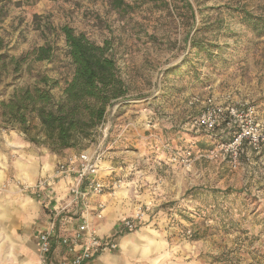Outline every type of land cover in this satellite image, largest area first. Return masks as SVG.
Listing matches in <instances>:
<instances>
[{"label": "rangeland", "instance_id": "1", "mask_svg": "<svg viewBox=\"0 0 264 264\" xmlns=\"http://www.w3.org/2000/svg\"><path fill=\"white\" fill-rule=\"evenodd\" d=\"M241 11L264 20V0H0V103L40 75L59 82L52 93L62 99L74 71L62 27L109 43L129 94L107 115L108 137L99 129L84 150L105 151L101 173L113 190L101 198H122L126 218L141 210L155 264H264V142L235 143L242 129L264 137V31ZM41 47L52 49L50 62L35 60ZM209 99L238 116L197 125ZM36 132L25 140L55 159L54 172L66 153L83 151L54 154L31 141ZM32 185L9 176L0 205L38 203ZM6 230L0 220V264H22L29 239L17 244Z\"/></svg>", "mask_w": 264, "mask_h": 264}, {"label": "trees", "instance_id": "2", "mask_svg": "<svg viewBox=\"0 0 264 264\" xmlns=\"http://www.w3.org/2000/svg\"><path fill=\"white\" fill-rule=\"evenodd\" d=\"M240 13L244 23L264 31L263 19L245 11ZM61 32L74 67L71 78L65 82L62 99L56 101L52 93L59 82L40 75L35 86L17 91L8 101L0 103L4 129H18L26 136L37 131L31 141L41 143L54 154L84 150L94 142L110 109L126 101L129 94L108 42L98 45L68 26L62 27ZM192 46L212 54L208 45L194 39ZM51 52L50 47H41L33 54L38 62H50Z\"/></svg>", "mask_w": 264, "mask_h": 264}, {"label": "built area", "instance_id": "3", "mask_svg": "<svg viewBox=\"0 0 264 264\" xmlns=\"http://www.w3.org/2000/svg\"><path fill=\"white\" fill-rule=\"evenodd\" d=\"M194 102L199 100L195 99ZM205 104L208 110L196 123L210 130L217 125L215 116L221 119L227 115L226 119H230L239 113L235 109H228V113L214 109L211 99ZM109 130L110 125L103 124L100 127L104 139L108 137ZM243 139H251L255 145L264 142V137L258 136L254 128L242 129L235 143H241ZM191 155L188 153L189 157ZM104 159L105 151L101 146L69 154L58 164L53 175L28 187L38 201L45 205L56 180L70 181L65 204L50 210L48 222L38 236L39 252L44 263L51 264L53 256L60 252L58 264H90L105 255L118 252V237L124 233H133L141 227L143 214L140 210L132 217L124 218L112 237H102L95 229L93 222L104 219L107 204L103 200L95 202L94 198L112 195L113 190L101 173Z\"/></svg>", "mask_w": 264, "mask_h": 264}, {"label": "crops", "instance_id": "4", "mask_svg": "<svg viewBox=\"0 0 264 264\" xmlns=\"http://www.w3.org/2000/svg\"><path fill=\"white\" fill-rule=\"evenodd\" d=\"M9 99L5 100L8 101ZM26 135L18 129H3L0 128V183L11 175L16 176L25 183L35 184L40 179L50 177L54 173V158L48 156L37 155L33 149H30V142L25 140ZM46 150V149H45ZM13 152H17L15 159H12ZM70 154V153H69ZM65 155H68L66 153ZM61 159V158H60ZM69 180H56L50 189L49 198L46 204L41 202L36 203L32 198L21 200L17 205L10 203L8 208L0 205V220L3 221V228H6V234L16 238L18 242L23 239L17 236H26L29 239L25 250L19 254L23 257L22 264H40L39 260V241L38 236L45 224L43 221L45 215L42 212V207L45 211L58 208L65 204L68 195ZM105 199V198H103ZM102 200L101 197L94 198V201ZM107 204L104 219L94 221V227L98 234L102 237H112L117 232L121 221L127 217V205L121 199L105 200ZM6 211L8 217H6ZM155 219V218H154ZM24 225V232L21 234V229H15L17 226ZM34 230V233H31ZM146 227H140L133 233H124L118 237L120 250L114 254L105 255L94 260L90 264H155V257L149 252L148 244L143 240L147 235ZM127 242L128 246H124L123 242ZM130 245V246H129ZM22 246V245H21ZM24 248V246H22ZM22 249V248H21ZM60 260V252L52 258L51 264H58Z\"/></svg>", "mask_w": 264, "mask_h": 264}, {"label": "bare ground", "instance_id": "5", "mask_svg": "<svg viewBox=\"0 0 264 264\" xmlns=\"http://www.w3.org/2000/svg\"><path fill=\"white\" fill-rule=\"evenodd\" d=\"M129 244V243H128ZM128 244H127V242L125 241V242H123V245L124 246H128ZM130 246V245H129Z\"/></svg>", "mask_w": 264, "mask_h": 264}]
</instances>
